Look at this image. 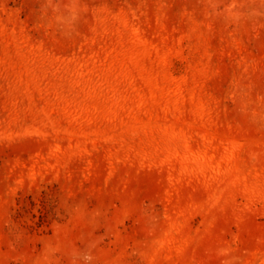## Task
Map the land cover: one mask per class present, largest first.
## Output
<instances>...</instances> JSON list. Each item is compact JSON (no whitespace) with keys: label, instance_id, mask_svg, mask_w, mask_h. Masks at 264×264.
Instances as JSON below:
<instances>
[{"label":"rangeland","instance_id":"rangeland-1","mask_svg":"<svg viewBox=\"0 0 264 264\" xmlns=\"http://www.w3.org/2000/svg\"><path fill=\"white\" fill-rule=\"evenodd\" d=\"M0 264H264V0H0Z\"/></svg>","mask_w":264,"mask_h":264}]
</instances>
